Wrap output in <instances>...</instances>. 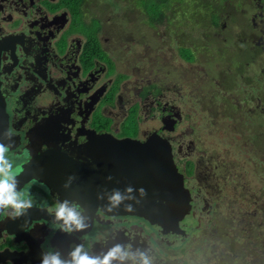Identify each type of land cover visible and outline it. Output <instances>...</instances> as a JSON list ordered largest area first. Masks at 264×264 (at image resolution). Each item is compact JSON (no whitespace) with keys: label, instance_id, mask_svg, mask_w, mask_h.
<instances>
[{"label":"flooded vegetation","instance_id":"1","mask_svg":"<svg viewBox=\"0 0 264 264\" xmlns=\"http://www.w3.org/2000/svg\"><path fill=\"white\" fill-rule=\"evenodd\" d=\"M94 2L0 0V96L14 140L6 158L18 191L33 199L18 218L0 210V264H41L49 251L71 261L77 245L101 258L116 245L131 254L113 264H141V254L151 264H187L184 255L198 241L210 251L214 243L211 254L221 264H246L238 243L242 250L263 244L264 193L242 185L246 164L234 158L261 155L255 169L264 181V0H201L196 8L187 0H151L153 11L133 12L148 32L108 28L111 15L125 20L127 12L104 17ZM150 138L170 146L192 194L182 227L164 229L101 204L86 210L88 203L66 190L75 181L64 180L73 172L67 169L91 163L94 179L108 168V193L122 192L123 150L115 144L105 154L101 140ZM65 200L83 230H61L54 206ZM242 200L238 217L232 210Z\"/></svg>","mask_w":264,"mask_h":264},{"label":"water","instance_id":"2","mask_svg":"<svg viewBox=\"0 0 264 264\" xmlns=\"http://www.w3.org/2000/svg\"><path fill=\"white\" fill-rule=\"evenodd\" d=\"M4 104L0 96V144L6 145L12 151L14 140L7 135ZM115 144L120 145L123 150L120 153V163L127 162L122 181L125 189L120 192L125 197L122 202L116 206L110 202L109 198L113 193H108L107 189L108 179L105 171L108 168H101L100 176L94 179L91 163H82L67 169L73 172L71 171L69 177L64 180H75L65 186L69 194L86 201V210L95 211L97 204H101L106 209L103 210L108 213L142 216L158 223L164 229L182 227L184 220L193 212V197L186 187L184 177L174 165L170 146L157 138H150L145 143L130 139L117 143L110 139L101 140L105 154H109V148ZM94 183H97L100 190L94 189ZM128 188L132 189L131 193L126 191ZM189 223L188 228L191 229L192 222Z\"/></svg>","mask_w":264,"mask_h":264},{"label":"clouds","instance_id":"3","mask_svg":"<svg viewBox=\"0 0 264 264\" xmlns=\"http://www.w3.org/2000/svg\"><path fill=\"white\" fill-rule=\"evenodd\" d=\"M8 147L0 144V210L10 209V217L12 219L26 215L27 210L33 207V199L31 194H24L18 191V181L13 171V166L6 158ZM131 193L132 189H126ZM125 197L118 191H114L110 196V202L113 206L122 202ZM50 212L53 209H49ZM55 218L58 221H63L61 230L66 233H71L73 227L75 230H83L86 225L82 222V218L75 207H69L68 201L62 203L57 202L54 206ZM131 254L123 249L120 245L111 248L102 258L99 256H90L84 251L83 245H77L71 252V261H65L60 258L59 252H44L42 253L41 264H113L114 260L119 259L123 262ZM141 264H151L148 257L141 254Z\"/></svg>","mask_w":264,"mask_h":264},{"label":"rangeland","instance_id":"4","mask_svg":"<svg viewBox=\"0 0 264 264\" xmlns=\"http://www.w3.org/2000/svg\"><path fill=\"white\" fill-rule=\"evenodd\" d=\"M95 2L93 3V6L95 8H97L98 11H103V13H105L104 17L107 15L109 16L110 12L113 10H118V8L123 9L124 11L127 12V19L125 20H119L118 16L116 15H111L110 17H112V20L110 23L107 24L108 28H112L114 27H120V26H136L138 29V32H143V31H147L148 29L145 27V25L143 24V22L139 19H137L133 12L138 13V11L144 12V11H153V7H152V2L151 0H94ZM190 5L194 8H196L197 6H199L201 4V0H187ZM172 0H166V3H171ZM79 5V3H78ZM121 11V10H120ZM143 19V18H142ZM106 18H103V21L106 23ZM112 21H116L119 26L115 23H113ZM166 26V25H165ZM91 29H93V23H91ZM151 36L153 34H150ZM146 38V37H145ZM143 39L141 43H145L147 42L146 39ZM168 41V40H166ZM184 55H186V52L184 53ZM235 146L240 150L242 148L241 144L239 143H235ZM241 154V156L239 155ZM239 154H235V158L234 160H238V158L240 159L241 165L242 164H246V168L243 167V172L247 174V178L246 180L242 183V185H251L250 191L253 194H257L258 196H261L262 193H264V181L262 180V176L256 172L255 169V164L258 162V158H261V155L258 157H254V156H248L249 154H247L244 151H241V153ZM245 159H248L245 162ZM252 161V167L250 166ZM261 171V168L258 169V172ZM250 181V183H249ZM243 198V196L241 197ZM245 198V197H244ZM240 201V200H239ZM238 201V202H239ZM263 202H264V198H263ZM246 203L244 200H242L241 203H239L237 205V208L235 210H232V212L235 213L236 216H240L244 214V207H245ZM229 221V219L227 220ZM218 231V230H217ZM202 231H198L197 232V236L201 237L202 235ZM216 234V232L214 233ZM259 236H258V240L261 243H250L251 245H249V249H243L242 250V245L244 244L243 242L238 243V248H237V252H240L241 255L243 256V260H246V264L248 263V259H250V257L252 258L251 260H253L254 258H256V252L260 253L264 251V227L261 228L259 230ZM212 237L214 238V235H212ZM215 238H217L215 236ZM220 244H222V242H218ZM218 243H216L218 245ZM205 243L198 241L197 243L193 244L191 246L190 249H187L186 254L184 255V260L186 262H188L187 264H209L208 263V256L210 254L212 261L211 264H221L222 262L219 259V255L218 253L216 254H211L214 250V247L216 246L214 243H210L211 245V251L208 249H202L203 247L201 245H204ZM217 247V246H216ZM221 248H224L223 245L220 246ZM217 251V250H216ZM215 257H217V259H214ZM181 261H179L180 263Z\"/></svg>","mask_w":264,"mask_h":264},{"label":"trees","instance_id":"5","mask_svg":"<svg viewBox=\"0 0 264 264\" xmlns=\"http://www.w3.org/2000/svg\"><path fill=\"white\" fill-rule=\"evenodd\" d=\"M247 249H249V246H247ZM252 258L248 259L249 264H264V251L257 253L256 252V258L251 260Z\"/></svg>","mask_w":264,"mask_h":264}]
</instances>
